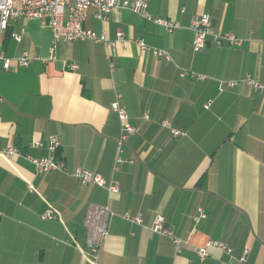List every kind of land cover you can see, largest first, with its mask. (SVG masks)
<instances>
[{
    "label": "crops",
    "instance_id": "0c3cea01",
    "mask_svg": "<svg viewBox=\"0 0 264 264\" xmlns=\"http://www.w3.org/2000/svg\"><path fill=\"white\" fill-rule=\"evenodd\" d=\"M94 11L83 27L111 40L120 28L124 45L59 41L52 51L51 29L38 18L11 19L1 34L3 57L37 58L9 69L0 59V148L19 152L0 153V264H226L215 249L198 258L196 249L209 240L235 255L247 248L245 264H264V89L240 81L251 75L264 85V0H148L150 16L179 22L170 33L128 9L115 8L105 20ZM201 14L213 32H232L242 44L209 40L194 51L190 23ZM230 80L238 83L222 84ZM114 101L135 128L120 161ZM51 136L59 141L54 152ZM49 155L64 169L36 172L28 156ZM77 169L116 182L118 192L82 183ZM94 204L115 214L92 257L82 219ZM47 208L55 217H41ZM124 211L142 223L124 219ZM157 214L181 239L179 252L151 230Z\"/></svg>",
    "mask_w": 264,
    "mask_h": 264
},
{
    "label": "built area",
    "instance_id": "2783aa9c",
    "mask_svg": "<svg viewBox=\"0 0 264 264\" xmlns=\"http://www.w3.org/2000/svg\"><path fill=\"white\" fill-rule=\"evenodd\" d=\"M148 0H0V39L3 30H5L8 21L16 18H38L45 22L51 29V50H54L55 44L59 41L85 40L104 42L108 45L115 44L124 45L126 39L120 28L116 31L115 39L111 40L104 34H97L95 31L83 27V21L86 18L87 11L90 7L95 9L94 17L105 20L107 15L115 8L128 9L132 12L139 13L146 20L152 21L170 33L179 27V22L153 18L147 11ZM190 28L193 32L192 49L200 51L205 48L206 43L211 40L217 44L226 43L231 46H240L243 42L242 38L237 37L232 32H213L211 18L208 14H201L192 19ZM15 39L19 36L14 35ZM141 50H150L153 55L164 57L169 60L168 52L163 49L148 46L143 40H134ZM37 58L28 52H23L20 56L10 59L5 58L0 52V59L3 61V67L9 69L14 63L16 66H28L32 59ZM51 56L50 59H53ZM70 69H76L75 63H69ZM183 75H189L199 79L204 78L203 75L192 72H183ZM240 81L246 83L254 90L264 89V85L251 75H246ZM238 83L237 80L222 82V84L233 87ZM207 107V105H205ZM111 109L117 113L120 121V135L117 139V155L116 160L120 161L119 153L121 145L126 139L134 134L135 128L128 122V113L119 101L111 103ZM144 117H147L145 114ZM175 134L179 131L174 130ZM59 146L56 137L51 136L49 140V149L54 152ZM0 153L7 157L17 155L19 152L12 146L8 145L0 148ZM29 161L34 165L36 172L45 173L51 170H63L64 163L60 159H56L53 155L46 157H30ZM74 175L82 183H95L98 186L105 187L110 192H118L116 182H107L101 175L94 173L88 169H77ZM28 190L33 192L32 187ZM115 213L107 204H94L86 208L82 223L87 230L86 248L88 253L95 257L100 248L101 239L107 235L109 228V219ZM121 216L133 223L141 224L143 219L140 214H132L129 211L122 212ZM203 210L199 209V217H203ZM42 218L55 217L54 211L47 208L41 215ZM151 230L156 233L167 236L173 243L175 250L180 251L181 239L176 237L173 232L164 226V218L160 214L154 216L151 224ZM215 249L227 255L226 264H245L249 257V249L244 248L239 255H235L233 249L226 243L219 240H209L196 249L197 256L200 260H204L211 254V250Z\"/></svg>",
    "mask_w": 264,
    "mask_h": 264
}]
</instances>
